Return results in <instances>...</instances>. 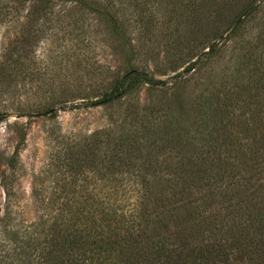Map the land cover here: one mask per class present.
Masks as SVG:
<instances>
[{"label":"trees","instance_id":"trees-1","mask_svg":"<svg viewBox=\"0 0 264 264\" xmlns=\"http://www.w3.org/2000/svg\"><path fill=\"white\" fill-rule=\"evenodd\" d=\"M28 1L39 5L33 16L53 2L6 0L0 22ZM127 1L133 10L149 2ZM96 8L115 25L108 9ZM250 77L234 93L195 100L185 117L168 113L169 98L129 112L100 153L91 155L92 136L81 146L87 153L59 149V187L76 191L48 195L56 213L32 225L11 223L7 198L4 219L16 231L0 241V264H264V72ZM166 83L131 68L81 104L109 105L139 85ZM250 91L256 93L244 94ZM164 151L178 159L157 163Z\"/></svg>","mask_w":264,"mask_h":264},{"label":"rangeland","instance_id":"rangeland-1","mask_svg":"<svg viewBox=\"0 0 264 264\" xmlns=\"http://www.w3.org/2000/svg\"><path fill=\"white\" fill-rule=\"evenodd\" d=\"M108 1L53 0L35 16L31 8L39 5L28 1L0 22V241L16 231L11 218L4 219L7 198L11 223L32 225L56 213L48 195L60 193L64 180L53 165L59 149L87 153L81 146L92 136L91 155L100 153L131 111L169 98L168 113L185 117L202 96L234 93L252 73L264 72V0H148L144 10H133L127 0ZM99 4L115 25L93 10ZM131 68L167 83L139 85L109 105L81 104ZM181 72L173 84L171 77ZM177 159L164 151L157 163Z\"/></svg>","mask_w":264,"mask_h":264}]
</instances>
